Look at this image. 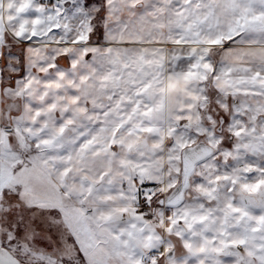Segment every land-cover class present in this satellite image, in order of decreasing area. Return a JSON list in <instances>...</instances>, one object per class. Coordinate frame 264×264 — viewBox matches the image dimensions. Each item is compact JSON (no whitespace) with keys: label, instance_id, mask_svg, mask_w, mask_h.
I'll list each match as a JSON object with an SVG mask.
<instances>
[{"label":"snow or ice","instance_id":"1","mask_svg":"<svg viewBox=\"0 0 264 264\" xmlns=\"http://www.w3.org/2000/svg\"><path fill=\"white\" fill-rule=\"evenodd\" d=\"M0 264H264V0H0Z\"/></svg>","mask_w":264,"mask_h":264}]
</instances>
